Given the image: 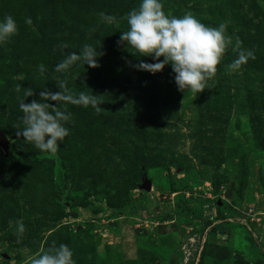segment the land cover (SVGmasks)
Returning a JSON list of instances; mask_svg holds the SVG:
<instances>
[{"label": "rangeland", "instance_id": "rangeland-1", "mask_svg": "<svg viewBox=\"0 0 264 264\" xmlns=\"http://www.w3.org/2000/svg\"><path fill=\"white\" fill-rule=\"evenodd\" d=\"M138 4L0 0V18L18 27L0 45V131L9 141L0 146V264H29L60 243L76 264H264V0H162L166 13L225 22L254 53L230 71L236 53L226 49L201 93L179 91L170 65L137 71L153 61L118 44L126 21L99 22V12L120 19ZM61 43L66 54L99 47V67L55 73ZM57 76L104 102L98 113L68 105L69 135L56 153L42 152L16 135L18 97L23 88L33 90L26 103L59 91Z\"/></svg>", "mask_w": 264, "mask_h": 264}, {"label": "clouds", "instance_id": "clouds-1", "mask_svg": "<svg viewBox=\"0 0 264 264\" xmlns=\"http://www.w3.org/2000/svg\"><path fill=\"white\" fill-rule=\"evenodd\" d=\"M97 15L99 22L105 25L119 27L120 20L126 21L127 29L120 31L118 44L130 47L138 57L152 58V63L140 60L132 67L137 71L155 74L170 65L177 89L182 92L201 93L205 90L208 80L216 74L217 65L228 48L236 53L235 59L227 65L230 71H238L250 58L254 59L251 50L241 47L242 41L238 36L227 33L225 22L212 27L205 25L191 13H184L182 16L166 13L162 0H139L138 7L131 9L120 19L105 12H99ZM25 23L31 24V18L26 17ZM17 31L16 21L11 15L0 18V45L10 41ZM68 47L67 43L59 45L63 59L55 65V73H67L73 66L78 67L80 64L90 68L99 67L98 60L103 55V52L98 50L99 47L84 43L78 52L66 54L64 50ZM37 67L41 73L45 71L43 64ZM55 79L59 91H41L39 100L34 99L26 103L25 99L33 96V90L23 88L22 97H18L19 109L23 113V127L16 135L22 136L36 149L49 153H56L70 133L66 126L72 118L68 105L85 108L90 106L98 113L101 111L99 105L104 102L102 95H94L91 91L73 92L67 86L66 78L57 76ZM16 91H21L19 84ZM49 101L56 103L50 104ZM15 223L17 234L22 235L25 231L24 224L20 220ZM29 264L76 262L71 248L60 243L32 255Z\"/></svg>", "mask_w": 264, "mask_h": 264}, {"label": "water", "instance_id": "water-1", "mask_svg": "<svg viewBox=\"0 0 264 264\" xmlns=\"http://www.w3.org/2000/svg\"><path fill=\"white\" fill-rule=\"evenodd\" d=\"M0 146L6 151L9 147V141L3 132L0 131Z\"/></svg>", "mask_w": 264, "mask_h": 264}]
</instances>
